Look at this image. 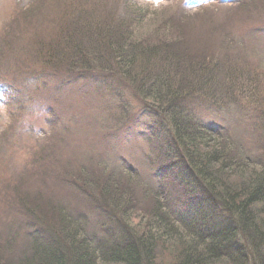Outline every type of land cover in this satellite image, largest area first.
<instances>
[{"label": "trees", "instance_id": "trees-1", "mask_svg": "<svg viewBox=\"0 0 264 264\" xmlns=\"http://www.w3.org/2000/svg\"><path fill=\"white\" fill-rule=\"evenodd\" d=\"M249 1L230 7L229 12L241 13ZM108 6L105 2L92 9L72 6L58 23L56 39L54 35L47 42L39 39L37 47L47 50L45 58L51 61L47 64L53 66L61 96L76 81L103 79L106 95L115 92L119 106L125 101L124 87L141 101V116L156 121L151 140L159 161L170 165L171 178L156 190L134 172L109 168L85 153L82 158L94 160L102 173L80 165L77 174H62L64 181L59 183L55 179L60 173L46 164L49 157H38L39 169L25 178L27 184L20 189L16 186L21 183L11 187L19 195L6 208L3 201L10 196L0 191V241L17 240L18 245L0 252V264H264V158L248 149L245 141L254 134L250 141L261 140L258 150L264 151L260 79L264 74H256L260 68L253 70L241 48H232L230 36L233 26L241 23L247 25V32L254 29L259 39L263 26L255 28L256 20H236L232 15L220 20L206 9L209 26L193 28L182 16L169 18L167 10L148 17L140 0H127L121 11ZM46 7L47 2L40 3L32 12L42 13ZM214 7L227 6L209 8ZM193 33L206 34V39L194 40ZM220 35L224 41H218ZM8 50H0L1 62ZM249 50L253 55L254 50ZM66 74L71 76H60ZM110 79L116 80L117 87L111 86ZM211 102L224 110L249 113L255 120L253 127L238 133L237 121H228L227 128L206 126L201 114ZM101 128L109 129L106 124ZM59 147L64 151L70 145ZM54 183L66 199L73 193L81 195L86 213L59 207L61 198L48 195L49 184ZM140 186L155 202L151 211L141 215L140 223H134L137 207L128 210L134 205L128 198ZM34 190L44 193L29 206L28 192ZM171 193L176 194L183 215L174 213ZM45 204L48 210H43ZM40 212L51 216L52 222ZM94 212L100 214V224L92 221ZM165 248L170 257L162 259Z\"/></svg>", "mask_w": 264, "mask_h": 264}, {"label": "rangeland", "instance_id": "rangeland-1", "mask_svg": "<svg viewBox=\"0 0 264 264\" xmlns=\"http://www.w3.org/2000/svg\"><path fill=\"white\" fill-rule=\"evenodd\" d=\"M29 1L30 0H0V41L3 42L1 47L2 49H4L5 47L7 50L9 49V52L5 51L3 54L5 57V59H3L4 61L0 62V82L8 83L9 81H11V83L15 84L14 86L18 90H20V93L22 94H25L24 91L26 90L32 91L31 93H26V98L30 95H34L33 91L37 87V84L32 82V80L29 79V76L26 73L32 71L36 74L43 75L44 71L41 70V67H44L43 65H47L46 67L50 68L47 63L51 64V61H46L45 58L46 56H48L47 50L40 49V44L37 47V41L39 39H42L40 43L42 41L47 42L50 40V36L53 35L54 39H56L59 33L58 23H60V20L62 19V16L65 15V13L72 11L70 9L72 6H86L87 8L92 9L96 4H99V2H105L107 7H109L108 5H110L118 8L121 11V9H123L125 5L124 0H42V3L47 2V7L41 13V11L39 12L37 10H34V12H32L31 8H28V4H31L33 0L30 2ZM177 1H179L180 3H177L176 0H146V3L140 1V5L142 7L145 6V10H147L149 14L148 17L153 18V14L167 10L165 14L168 15L169 18L182 16L191 21L189 23L193 24V28H195L196 24H200V26L203 27L209 26L208 22L211 21L208 19L206 20V17H208V15L206 14V9H211L208 11L209 14L211 12V14H216V16L220 18V20L223 18L226 19L227 15L235 16L236 20L237 18L241 19L242 17L245 18L248 22L251 19L256 20L259 23H256L257 25L255 26V28H260L261 26H263L259 33V39H256V37L253 35L255 34L254 29L251 32H247V25L241 23H238L237 25L235 24V26H233L234 28L232 29V32H230V36L234 39L232 42V48L234 50L241 48L244 55L243 59L248 64L251 63L250 66L253 68V70L260 68V72H257L256 74H258L259 76H261V74H264V0H250L246 3L245 10L241 11V13H238L235 10L230 13L229 11L232 10L230 9V6H227L226 8H209L203 6L200 9L197 8L196 10L191 8H189L188 10H184L180 5L182 3L181 0ZM38 12L40 13L39 15ZM210 18L213 19L212 17ZM35 33L38 34L34 35ZM205 35L206 34H199L196 36L193 33L191 35V38L195 37L194 40H203L206 39ZM224 38V36L220 35L218 36V41H224ZM248 48L254 50L256 54H254L253 52L252 55L249 52L251 50H249ZM21 49H23L24 52L21 53ZM257 55L260 58H258ZM63 69H65V67H63ZM261 78L263 79V81H261L262 88H264V76H261L260 79ZM109 81L111 82V86L115 83L117 87L118 83L116 82V80L110 79ZM50 84L46 89H42L41 91L37 92V95H45L50 90ZM52 84L55 85L56 81H52ZM91 88L92 87L84 86H75L70 88L68 90V95L66 97L65 103L63 104H61V102L57 103L55 99L49 101V104H53L54 102H56L55 105H57L56 107L61 117H68V119L70 117L72 119H76V121L72 122L69 126H65L66 129L64 131H61L57 136L50 130L49 124L46 120L47 112L45 109L39 111L38 115H33L29 113L30 110H27L26 113L18 116V118L16 119L12 115L13 111L8 110L9 107H11V105L13 104L12 101L9 100V106L8 108H6L8 104L6 103L4 105L0 96V191H2L5 185V187H7V185L10 183H21L20 185L16 186L18 189H20L22 183H25V179H22L21 175L19 178H17L16 176L24 170V167L29 163V158H31L32 155H42V157H49L46 160V164L50 163L49 167H51L53 164L55 170L60 173L58 176L59 179H55L56 182L59 183L64 181L60 180L62 174H77L80 165L85 166L86 169L87 167L90 168L92 166V171H98V173H102L103 168L94 160L88 161L86 157L82 158L85 153L91 154L90 151H105V146L114 145L116 147L114 151L118 150L119 148L120 151L118 152L121 155L126 156V154L128 155V152L131 151V156L133 158L136 157L134 152L132 151L138 150L132 145V136H118L114 139L112 137H108V139H105L103 138L104 132L102 133V135H98L97 130L104 124H106L109 128H116L117 126L122 124V122V125L126 124L131 120L128 119L127 121H124L126 117L128 118L130 115L134 118L136 116L138 117L143 111L144 104L134 98L130 91L126 89V87H124L123 89V93L125 94V101L122 102L121 106L117 104L120 99H112L111 97L104 98L102 96V93L108 89L96 87L94 89V92H92ZM0 92H2V88L0 89ZM239 94L240 92L238 91L235 92L234 95L237 96ZM112 95H115V92L112 93ZM97 96L102 97V99H108V101L110 102V107L107 101H100ZM84 97H86L88 100L92 98V101L96 102V105L94 103L93 104L97 108L98 115L95 114L96 112H87V115H83V113L88 110L89 106H91V102L88 103L83 101ZM233 101H235V97H232V103ZM74 110H77V113L74 112ZM237 111L238 110L233 109L231 110V112H229L231 116L230 120L237 121L238 123H240L239 125H241V127L239 129H236V131L240 133L245 127H253V124L255 122L254 117H248L249 113L247 112V114H239V112ZM201 118L204 122L213 121L222 123L220 120H223L226 117L219 118V120L217 119L218 117L215 118L214 116H210V114L203 113L201 114ZM105 119L106 121H104ZM223 126L226 127L227 125ZM241 134H243V132ZM252 137H254V134H252ZM252 137L250 139H252ZM250 139L248 138V140H245L248 149L252 148L253 150H256L254 151V153H259L261 157L264 158V151L258 150L259 145L261 144V140L256 141V144L252 143ZM258 143L260 144L258 145ZM63 144H69L70 148L68 147V149L63 151L62 148L59 147ZM74 149L76 151H74ZM74 152L76 153V155ZM47 154L49 156H46ZM42 164H45V162ZM87 170L90 171V169ZM140 171L143 174L147 175V171L144 170V168ZM89 176L93 178H102L101 176L99 177L93 173H91ZM170 178L171 177H168L167 182H169ZM124 180L127 181L128 179ZM58 186L59 184L56 183H54L53 185L49 184L48 189H50V191L48 195H54L61 198L59 207L66 208L67 206H69L72 209H76L77 211L86 213V211L82 208L83 203L81 201V195L73 193V196L66 199L65 193L56 188ZM67 191L70 192V190L66 189L65 192ZM9 192L11 193L9 196L12 198L6 196L5 200L3 201L4 208L13 203L19 195H15L13 189H10ZM43 193L44 191L39 193L36 190L28 192V194L31 195L29 196V198L31 199L26 202L27 205L32 206L31 201L33 200V198L43 195ZM127 194L128 192L126 193V195ZM174 196H176V194L171 193L169 198L170 201H168L173 206H179ZM46 197L48 198V196ZM1 198L2 196H0V200H2ZM128 199L129 201L130 199H132L134 202V205H130L128 210L131 211V209L137 207V215L135 216L136 219L134 220V223H140L139 219L141 218V215H146L148 213H146V211H151L154 207V196L150 194L148 195V193L141 186L140 188L135 189V192H132V196H129ZM129 201L128 204H130ZM46 208L47 210L49 208L47 204L44 205L43 210H46ZM50 208L53 209L51 206ZM40 216L44 220H49V222H52V220H50L51 216H49L45 212H40ZM106 223L107 222H105V224ZM0 243V245L3 246V248L0 249V252L4 254L7 252V247L9 249H17L18 246L17 244L15 245V243H17V240L15 242L10 240H2L0 241ZM12 243L16 248L12 246ZM168 253L169 252L167 248H165L160 254L161 258L167 259L169 255Z\"/></svg>", "mask_w": 264, "mask_h": 264}, {"label": "bare ground", "instance_id": "bare-ground-1", "mask_svg": "<svg viewBox=\"0 0 264 264\" xmlns=\"http://www.w3.org/2000/svg\"><path fill=\"white\" fill-rule=\"evenodd\" d=\"M50 67H53V66H50ZM54 69V68H53Z\"/></svg>", "mask_w": 264, "mask_h": 264}]
</instances>
